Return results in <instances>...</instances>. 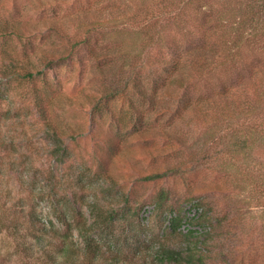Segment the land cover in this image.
<instances>
[{
    "label": "rangeland",
    "instance_id": "1",
    "mask_svg": "<svg viewBox=\"0 0 264 264\" xmlns=\"http://www.w3.org/2000/svg\"><path fill=\"white\" fill-rule=\"evenodd\" d=\"M86 3L95 9L127 8L128 14L139 9L129 0H103L102 6L95 0H0V20L19 24L23 40L29 34L38 40L37 33L45 32L44 20L57 16L69 25L66 16ZM215 9L208 14L188 9L185 17L199 26L202 18L221 13L220 48L239 55L238 110L264 112V0H219ZM204 29H210L208 24ZM234 31L241 38L235 46ZM95 39L108 50H118L115 63L101 68L92 62L80 66L78 60L60 64L45 118L20 102L5 107L10 111L2 127L8 150L0 156V264H159L162 246L196 251L206 264H264V193L247 196L240 183L242 165H224V152L239 137L232 127L245 114L222 117L208 128L215 112L208 113L205 122L194 121L187 109L200 99L205 105L210 87L217 92L220 83L230 86V75L205 68L183 99H173L180 110L171 128L164 120H154L159 95L152 111L141 95L162 77L161 61L175 60L198 45L191 28L166 26L149 49H141V38L130 32L99 33ZM64 46L51 37L41 47L56 52ZM134 53L140 55L141 66L123 68L125 55ZM79 57L85 58L84 53ZM124 90L130 100L117 93ZM112 93L117 96L109 100L107 111L94 112V103ZM45 121L59 128L61 141ZM228 122L234 134L222 133ZM161 126L174 132L175 140H165ZM213 130L220 135L212 138ZM257 142L244 161L256 176H264V139ZM58 145L64 148L61 160L53 155ZM164 171L162 178L145 179ZM69 199L76 200L75 208L87 224L97 221L90 234L79 232L71 221L55 220L60 207L70 208ZM200 211L206 215L197 219ZM175 214L186 221L172 232L169 219Z\"/></svg>",
    "mask_w": 264,
    "mask_h": 264
},
{
    "label": "trees",
    "instance_id": "2",
    "mask_svg": "<svg viewBox=\"0 0 264 264\" xmlns=\"http://www.w3.org/2000/svg\"><path fill=\"white\" fill-rule=\"evenodd\" d=\"M95 1L101 6L103 5V0ZM129 1L131 4L138 5L139 9L137 11L132 10V13L128 14L127 8L117 6L95 9L86 3V6L81 7L79 11L66 16L70 22L69 25H66L57 16L49 20L46 19L43 21L45 32L43 34L42 32L37 33L39 35L38 40L33 34V36L29 34L28 38L23 40L22 34L18 29L19 24L0 20V156L8 150L6 141L2 136L3 123L10 111L9 109L5 110L6 106L10 107L14 102L27 104L37 113L39 118H45L47 116V102L56 84V74L54 73L60 64H70L78 60L80 66L84 62L87 64L92 62L95 64L94 66L101 68L104 65L110 67L111 64L115 63L113 58H116L118 50H115V48L108 50L107 46L95 39L97 34L130 32L141 38V49H149L161 37L164 28L174 24L182 30L191 28L192 34L196 35L198 39V45L192 48L189 46L184 55H182L183 59L181 55H176L175 60L165 59L161 61L159 63L161 73H159L158 77H162L158 79V82L156 81L155 87L148 84V87L142 92V100L147 103L148 109L152 111L155 104L154 100L159 95V112L158 117L154 120H164L166 125H172V119H175L180 110L179 104H175L173 99H183L188 94V90L195 79L202 76L205 68H208L207 72L213 71L215 73L221 70L230 75L232 80L230 86L220 83L217 92L214 91L213 86L212 88L210 87V91L205 93L206 96L203 99L206 101L205 105L200 99L187 107V109L192 112V120L194 121H199L203 118L205 122V119L209 118L208 113L215 112L214 119L208 121V128L216 127L222 117L230 120L234 114H245L241 122L236 124V127H232L233 130H236L235 133L238 132L237 136L239 137L234 144H230V149L224 152V154L228 155L224 165L230 167L234 166L235 163L238 164V162L242 165L240 167V183H244L247 196L264 193V176H256L254 170H252L253 168H250L249 164L245 163V161H248L249 154L253 152L252 150L259 146L257 144L258 139H264V112L254 114L250 107L245 112L238 110L240 104L238 88L241 77L236 64L239 55L237 52L229 50L230 47H227L229 51H223L220 48L221 45L224 47V42H218V38L223 35L224 28L221 13L216 12L209 16L210 18H207V21H204L205 17L202 18V23L199 26L191 23L185 17L188 9L203 12L204 14L215 11V6H217L219 0ZM205 23L210 28L207 31L204 29ZM212 23L213 25H211ZM234 33V39L231 42L233 46L239 44L241 39L236 31ZM51 37L62 40L65 45L64 49L56 52L43 50L41 47L43 42ZM16 42L19 43V46H17ZM17 48L19 49L17 50ZM80 52L84 53L85 58L79 57ZM133 55L131 57L128 54L125 55L122 60L123 68H131L132 71L137 66H141L139 63L140 55L138 53ZM121 56L123 54L119 52V57ZM133 82L131 81L130 83ZM237 85L238 87H236ZM117 93L121 94L123 98L130 100V96L125 90ZM117 93L102 96L96 104L94 103L92 107L94 112L100 115L99 111L103 109L107 111V103L117 96ZM260 94L264 98V90ZM168 100H171L173 105L168 104ZM230 125L229 122L224 125L222 133H232L229 132L231 130ZM45 126L51 129L53 137L58 139V142L61 141V132L56 125L45 121ZM147 127H151V124L148 123L144 127V133L146 134L150 132L146 131ZM161 127L162 132L159 131V133L165 140H175L176 134L174 132H166V128L164 126ZM171 128H173V125ZM210 132L213 136L212 138L220 135V133H216V130ZM63 152L64 148L58 145V150H55L53 155L58 156V160H61L59 156L63 155ZM166 175L167 171H164L148 175L145 179L154 180ZM66 203L69 204L70 208L64 210L63 207H60L54 214L55 220L61 223H69L71 221L81 233L88 234L90 231L92 232L97 221L94 219L92 223L87 224L83 214L77 212L75 208V199H69ZM194 205L196 207L200 206L198 203ZM205 215V212L200 211L197 219L203 218ZM224 220L225 218L222 219V223ZM185 221L186 218L184 216L175 214L169 219V229L172 232H176ZM26 222L35 227L33 218H28ZM219 222H221V219ZM49 223L52 224L50 221ZM221 225L220 228H222ZM35 232L40 233L38 230ZM188 232L191 235V231ZM41 233L43 234L42 231ZM87 245L91 246L90 244ZM157 259L159 264H206L196 251H176L164 246L157 253Z\"/></svg>",
    "mask_w": 264,
    "mask_h": 264
}]
</instances>
